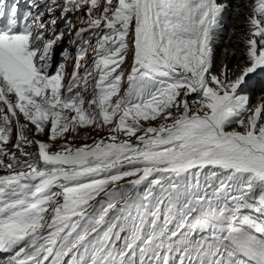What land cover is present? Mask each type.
I'll return each instance as SVG.
<instances>
[{"label":"snow or ice","instance_id":"6c2138e0","mask_svg":"<svg viewBox=\"0 0 264 264\" xmlns=\"http://www.w3.org/2000/svg\"><path fill=\"white\" fill-rule=\"evenodd\" d=\"M262 71L264 0H0V264H264Z\"/></svg>","mask_w":264,"mask_h":264},{"label":"bare ground","instance_id":"6f19581e","mask_svg":"<svg viewBox=\"0 0 264 264\" xmlns=\"http://www.w3.org/2000/svg\"><path fill=\"white\" fill-rule=\"evenodd\" d=\"M236 0H230V4H235ZM234 9H232L224 20L223 31L219 34L216 42V65H219L227 60L229 57L227 54L233 50L237 52L236 56L231 57V65H242L244 63V57L242 53L241 40L244 38L242 35L246 31L244 27V15L245 10L239 17L235 16ZM235 33V35H234ZM250 95V102L255 106L262 98H264V71L254 75L250 81V87L248 89Z\"/></svg>","mask_w":264,"mask_h":264},{"label":"rangeland","instance_id":"374dc122","mask_svg":"<svg viewBox=\"0 0 264 264\" xmlns=\"http://www.w3.org/2000/svg\"><path fill=\"white\" fill-rule=\"evenodd\" d=\"M234 65H235V64H234ZM236 65H237V63H236ZM231 66H232V65H231ZM69 69L72 70L71 66L69 67ZM85 131H87L88 134H89L90 136H96V137H99V136H101V135H104V133H102V132H95V131H91V130H84V131H81L80 134H79L78 136H76L75 139L73 140V143H74L75 145H79V144H82V143H85V142H87V143H91V140H87V141H85V140L83 139V136L85 135ZM53 150H55V149H53Z\"/></svg>","mask_w":264,"mask_h":264},{"label":"clouds","instance_id":"9594fccd","mask_svg":"<svg viewBox=\"0 0 264 264\" xmlns=\"http://www.w3.org/2000/svg\"><path fill=\"white\" fill-rule=\"evenodd\" d=\"M78 26H79V25H78ZM70 66H71V64H69V66H68V71H69V72H71V70L69 69Z\"/></svg>","mask_w":264,"mask_h":264}]
</instances>
